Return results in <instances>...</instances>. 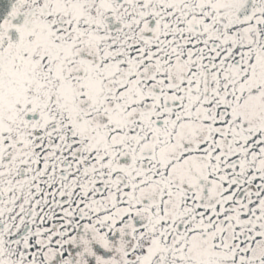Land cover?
I'll return each instance as SVG.
<instances>
[{"label":"snow or ice","instance_id":"snow-or-ice-1","mask_svg":"<svg viewBox=\"0 0 264 264\" xmlns=\"http://www.w3.org/2000/svg\"><path fill=\"white\" fill-rule=\"evenodd\" d=\"M0 264H264V0H0Z\"/></svg>","mask_w":264,"mask_h":264}]
</instances>
